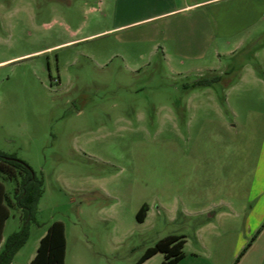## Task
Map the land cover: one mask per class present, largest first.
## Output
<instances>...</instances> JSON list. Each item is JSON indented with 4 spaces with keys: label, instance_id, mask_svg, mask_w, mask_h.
Here are the masks:
<instances>
[{
    "label": "rangeland",
    "instance_id": "1",
    "mask_svg": "<svg viewBox=\"0 0 264 264\" xmlns=\"http://www.w3.org/2000/svg\"><path fill=\"white\" fill-rule=\"evenodd\" d=\"M95 5L0 0V151L45 180L37 221L14 264H30L55 221L66 227V264H136L171 235L184 236L188 253L199 251L200 239L210 249L226 245L231 250L222 256L232 264L259 240L241 264H264V214L249 217L255 203L245 178L232 186L249 169L251 134L241 127L235 132L242 151L248 149L236 164L241 172L232 173V158L219 166L218 104L226 87H193L215 76L206 71L212 53L200 61L167 58L152 29L114 34L105 13L89 10ZM141 33L145 40L133 38ZM247 53L242 57L250 61ZM237 60L223 58V64L237 67ZM191 103L198 108L187 109ZM4 183L12 195L14 184ZM144 204L150 211L140 223ZM202 206L217 213L185 212ZM22 225L12 210L4 239ZM162 261L158 254L146 264Z\"/></svg>",
    "mask_w": 264,
    "mask_h": 264
},
{
    "label": "crops",
    "instance_id": "2",
    "mask_svg": "<svg viewBox=\"0 0 264 264\" xmlns=\"http://www.w3.org/2000/svg\"><path fill=\"white\" fill-rule=\"evenodd\" d=\"M94 1L96 5L91 6L89 10L105 13L112 23L108 31L114 34L123 32L124 36L130 29H152L154 42L157 44L162 42L163 54L167 58L175 55L200 61L212 53V65H209L206 71L212 75L223 76L221 83L226 87V99L218 104L219 116L223 121L216 151L218 165L227 164L226 159L232 158V173H236V170L241 172L242 168L236 164L243 162L241 158L247 157L248 149L242 151L245 145L242 146L240 135L235 132L240 127L246 130L248 128L251 134L249 137L252 138L248 143L250 144L249 154L253 158L248 162V174L246 173L243 177L235 175L232 186L235 187L236 184L238 186V183L240 185L241 179L245 178L248 189L247 198L255 203L248 215L250 218L254 215L262 217L264 214V41H262L264 40V0ZM133 38L143 41L146 35L141 33L135 36L134 34ZM243 53L250 55V61L244 60L246 56L242 57ZM223 58H237V61L241 60V64L237 67L231 64L225 66ZM228 71L231 72L227 75ZM231 96L233 100L229 99ZM210 105L215 104L207 103L208 107ZM189 108L198 107L191 103L187 109ZM226 113L232 116V123L228 122ZM211 210L209 206H202L201 209L191 208L186 209L185 212L190 217H199L207 215ZM216 213L212 210L208 215L209 218ZM224 213L226 212L221 214ZM260 237L259 235L258 238ZM256 241L246 254L252 251L259 240ZM198 243L199 251L188 253L186 251L188 241L185 239V256L178 264H232L233 261H228L227 255L222 256L223 252H230L228 246L210 249L211 247H208L202 239ZM240 247H242L241 244ZM240 247L237 248V252L240 251ZM36 254L32 257L30 264ZM235 255L236 252L233 253V258ZM164 259L163 254V261ZM241 262L240 260L238 264ZM260 264L263 262L261 261Z\"/></svg>",
    "mask_w": 264,
    "mask_h": 264
},
{
    "label": "trees",
    "instance_id": "3",
    "mask_svg": "<svg viewBox=\"0 0 264 264\" xmlns=\"http://www.w3.org/2000/svg\"><path fill=\"white\" fill-rule=\"evenodd\" d=\"M231 71L226 72L228 75ZM223 76L204 77L193 84V87H211L221 82ZM4 181L14 184L13 194L7 192ZM45 193L44 177L38 176L34 169L16 155L0 151V264H12L16 255L26 245L30 237V227L35 223L38 206ZM12 210L20 212L22 228L4 239L6 222L12 216ZM150 206L144 204L137 213V220L144 223ZM253 238V241L260 234ZM252 245L250 243L248 248ZM185 238L171 235L160 241L144 253L136 264H144L150 258L162 253L165 259L162 264H178L185 256ZM248 248L236 258L238 264ZM67 237L66 227L62 221L53 222L41 239L37 254L31 264H66Z\"/></svg>",
    "mask_w": 264,
    "mask_h": 264
}]
</instances>
